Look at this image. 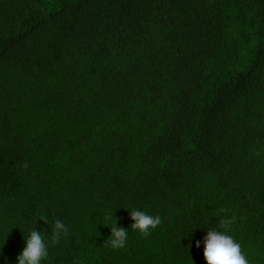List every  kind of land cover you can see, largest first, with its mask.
<instances>
[{"label":"trees","instance_id":"obj_1","mask_svg":"<svg viewBox=\"0 0 264 264\" xmlns=\"http://www.w3.org/2000/svg\"><path fill=\"white\" fill-rule=\"evenodd\" d=\"M36 218L48 264H206L227 218L264 264V0H0V264Z\"/></svg>","mask_w":264,"mask_h":264},{"label":"clouds","instance_id":"obj_2","mask_svg":"<svg viewBox=\"0 0 264 264\" xmlns=\"http://www.w3.org/2000/svg\"><path fill=\"white\" fill-rule=\"evenodd\" d=\"M125 209L130 210L133 220L130 226L131 231H137L144 237L149 236L162 223V218L159 215H152L139 208ZM37 218L44 220L47 224L46 219ZM37 218L34 221V226L27 225L23 231L24 247L16 257L15 264H48L50 249L69 233V226L60 219H55L51 232L44 229L38 231ZM103 219L104 226L110 228V236L106 240L107 245L112 249L125 248L129 238V229L118 224V217L114 215V210L106 212ZM233 222L234 218L221 219L220 227L206 229V235L202 241L206 264H250V260L242 250L241 243L234 235L230 234V225ZM190 233L191 231L187 236ZM8 234L9 232L0 240V256L3 255L2 248ZM195 245L199 248L201 240H197ZM4 264H9L7 257H4Z\"/></svg>","mask_w":264,"mask_h":264}]
</instances>
